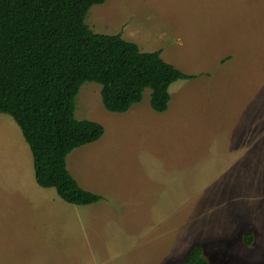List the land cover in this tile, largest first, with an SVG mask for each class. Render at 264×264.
<instances>
[{"label":"rangeland","instance_id":"374dc122","mask_svg":"<svg viewBox=\"0 0 264 264\" xmlns=\"http://www.w3.org/2000/svg\"><path fill=\"white\" fill-rule=\"evenodd\" d=\"M86 23L96 34H122L144 53L162 50L185 74L211 77L177 82L165 118L153 114L146 90L144 119L126 127L121 120L130 118L103 107L100 85H83L76 118L102 124L112 141L110 152L81 161L90 177L110 181L104 223L114 233L133 216L144 223L155 200L156 231L125 233L133 242L120 250L88 249L79 232L55 230L51 205L23 216L21 201L8 203L0 192V264H175L198 244L211 264H264V0H107ZM18 166L25 176L34 171L30 148L0 114L5 187Z\"/></svg>","mask_w":264,"mask_h":264},{"label":"trees","instance_id":"16d2710c","mask_svg":"<svg viewBox=\"0 0 264 264\" xmlns=\"http://www.w3.org/2000/svg\"><path fill=\"white\" fill-rule=\"evenodd\" d=\"M107 0H0V114L20 128L34 161L38 185L55 189L74 206L102 197L81 188L67 168L76 149L100 141L103 125L76 118L83 85L102 87L104 108L127 113L152 90V108L165 113L170 88L194 79L162 57L144 53L122 34L94 33L86 20ZM253 235L247 237L252 245ZM175 264H211L202 245Z\"/></svg>","mask_w":264,"mask_h":264},{"label":"crops","instance_id":"0c3cea01","mask_svg":"<svg viewBox=\"0 0 264 264\" xmlns=\"http://www.w3.org/2000/svg\"><path fill=\"white\" fill-rule=\"evenodd\" d=\"M187 75L195 76V78L186 81H194L202 77L205 78L211 77L201 74H187ZM178 83H175L170 88L171 100H172V96H175V94L177 93L176 86H178ZM151 100H152V93H151ZM140 104L133 106L131 110H129L127 113L118 114L119 117L122 116V118L124 119L130 118L127 121L121 120V123L124 127L128 126L129 123H132L135 120L142 121L144 119L142 118L143 110L139 108ZM170 104H169V109H170ZM172 105L179 106V103L177 101H174ZM168 111L165 113H159L152 108L153 114H155L156 116H160L161 118H165V116L168 114ZM115 116H116L115 119L119 123L120 121L118 120L117 115ZM104 136L102 138L103 141L100 140L101 148L94 149V146H96V144L99 143L98 141L94 144H90L74 150L67 158V168L71 173V175L75 178V180L78 182V184L81 186L82 189L102 197V201H100L99 203L90 206H74L66 203L58 196V193L55 189H44L38 185L35 176V167H34V171H32L33 166H30V173L28 176H25L23 172H21V169L23 168L21 166L17 167V173L15 171L11 172V169H9L7 172L6 181L7 180L9 181L10 179L12 184L14 180L15 184L12 187H10L11 184L8 185V187H5L2 184L3 181H1L0 182L2 184V186H0L1 195L2 194L5 195L8 203H13V205L14 202L16 203L18 202V200H20L21 204L23 205V210H22L23 216L27 214H41L42 212L40 206L44 207L47 204L51 205L50 208L51 209L55 208L53 211L55 212L58 219V224H56L55 226L57 229L55 230L59 232V229H62L67 234L69 233L74 234L79 232L77 234L79 235L80 239L85 241L86 245H88V249H91L94 246V248L109 247L120 250L124 247L126 243L133 242L130 237L126 236L130 234H125V233H152L153 231H156L157 223L156 226L155 224L153 226L152 219H155L158 222L156 207L160 203H158V201L155 200H153L147 206V215L149 216L150 219H146L144 223L142 222L140 217L133 216L129 221V223L124 227H121L116 224L115 228H117V230L115 233L111 231L110 226L107 227V225H105L104 222L109 221L106 219L107 213L105 212L104 208L108 207V205L110 204L108 201H105L106 199L105 195L107 193V187L110 186L109 183L110 181L108 178L107 180H105L107 177L106 175H102V176L97 175V177L95 176L90 177L84 170V167L82 166V162H81L82 160H85L84 157H87L89 154H101L102 152L104 154L105 152H110L106 150L112 144V141H108L107 139V137L111 135L104 134ZM27 162H29L28 164L31 165L30 158L29 161ZM82 173H86V176L82 175ZM134 203L139 204L140 202L136 201ZM59 215H64V216H59ZM104 234H114V235H112L110 239H106L103 238ZM134 246L135 245H133L131 249H134ZM118 256H120L119 252H118Z\"/></svg>","mask_w":264,"mask_h":264}]
</instances>
